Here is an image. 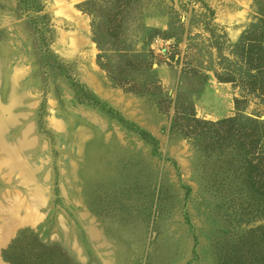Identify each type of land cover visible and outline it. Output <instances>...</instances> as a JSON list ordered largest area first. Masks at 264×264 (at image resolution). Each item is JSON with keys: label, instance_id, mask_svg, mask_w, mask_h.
Segmentation results:
<instances>
[{"label": "rangeland", "instance_id": "374dc122", "mask_svg": "<svg viewBox=\"0 0 264 264\" xmlns=\"http://www.w3.org/2000/svg\"><path fill=\"white\" fill-rule=\"evenodd\" d=\"M84 1L40 0L36 12L0 0V264L23 232L21 246L47 248L49 264H264V195L218 125L259 130L264 156V90L246 87L241 57L259 0L135 2L122 46L140 53L146 28L176 37L146 48L162 96L111 83L100 64L120 73L126 58L99 59ZM113 1L88 7L97 24ZM178 98L214 125L197 140L171 131Z\"/></svg>", "mask_w": 264, "mask_h": 264}, {"label": "trees", "instance_id": "16d2710c", "mask_svg": "<svg viewBox=\"0 0 264 264\" xmlns=\"http://www.w3.org/2000/svg\"><path fill=\"white\" fill-rule=\"evenodd\" d=\"M16 1L22 4L25 10L30 9L38 12L43 8L40 0ZM138 1L139 0H114L112 3V7L106 8L113 10H106L103 11V14H100L101 25L97 24L99 15L88 9V7L93 8L97 0H86L82 3L81 6L83 8V11L93 18L92 26L94 41L98 45L99 50L104 53L99 55V59H101L102 57H107L109 53L113 54L115 52L121 53L123 59L126 58V61L124 62V66L121 68L120 73L115 72L104 64H100V66L108 72L111 83L117 88L124 89L134 94L153 95L155 92H158V95L162 96L161 87H158V83H156L157 81L155 78L154 52L146 48H148L157 38L169 40L176 37L174 34H172V32H170V30L163 32L159 29L146 28L143 38L145 48H143L140 53L138 50H128L124 46H122L124 45V36H126V12H129L134 3ZM256 4L257 6H259L257 12L261 16L260 21L262 22V24L255 30H249L246 36L241 39V42L244 44V46L241 47V57L246 61L245 64L247 66V72L249 74L246 87L249 86V88L251 89L250 92H256L258 91V88L264 90V2L262 0H259L256 1ZM253 27L254 26H252L251 28ZM256 32L258 33V36H256ZM171 59L173 61L175 57L172 56ZM184 73L193 75L198 74L196 68L186 69L184 70ZM133 74L136 75L133 76ZM136 76H139L141 80H139L140 78H137ZM220 79L222 80V82H234L233 78L232 81L228 80L229 78L220 77ZM138 87H140V89H138ZM84 97L88 99V102H92L94 103V105H99V102L91 94L85 92ZM235 102L237 110H239V106L242 102L240 100H236ZM177 103L178 104H176V107H178L179 110L177 115L172 119L171 131H175L177 134H182L187 137L190 136L191 138H194L196 140L197 135L202 134L204 136L199 127L201 126L202 128H205L208 125L213 124L202 122L196 119L193 111L188 114V108L184 107V105L181 104V98H178ZM107 113L113 114L114 112H112L111 110H107ZM179 114L181 116H179ZM178 117H181L183 119L182 123L179 122ZM236 120L237 118L226 119L220 122V124L218 125L222 128L226 126L230 127L227 133L228 139L225 141H229L228 146L231 147V149L236 150L239 154H244L245 160L248 158V161H246L245 163L252 168L251 177L249 179L252 190L256 194L258 193L264 195V156H261L259 153L256 154L258 143L257 137L259 130L255 132V135L246 133L244 129L240 128V125H235ZM234 128L237 130L239 128V131H235ZM257 128H259V126L257 123H255L254 127L251 126L249 130H252L253 132ZM142 134L149 137V135L144 132H142ZM219 135L220 134L218 133L217 135H215L216 137L211 135L212 143L209 145V147H214L213 145L219 143L214 142V140L217 139ZM150 142L153 146H155L154 149L157 150L156 142L151 138ZM253 157L255 158V160L249 159ZM25 234L26 233L24 232L21 233L20 239H18V241H16L8 251L3 252L4 259L11 264H49V262L51 261L53 263V258L51 256H48L51 257V260L48 257L44 258V256H46V251L48 252L47 248L43 247L40 251L38 249L33 250L31 245L21 246V240L25 239Z\"/></svg>", "mask_w": 264, "mask_h": 264}, {"label": "bare ground", "instance_id": "6f19581e", "mask_svg": "<svg viewBox=\"0 0 264 264\" xmlns=\"http://www.w3.org/2000/svg\"><path fill=\"white\" fill-rule=\"evenodd\" d=\"M14 101V100H13ZM2 105V104H1ZM0 105V106H1ZM12 106V105H11ZM13 108V107H12ZM6 109V108H5ZM4 109V110H5ZM6 113H9V110H8V112L6 111ZM1 118V117H0ZM2 124V123H1ZM3 125H4V123H3ZM3 125H1V126H3ZM5 126V125H4ZM4 126H3V128H4ZM3 128L1 127V129L3 130ZM1 129H0V132H1ZM2 133H3V131H2ZM0 142L2 141V135L0 134ZM3 142V141H2ZM27 144V143H26ZM3 146H6L4 143H3ZM12 151V150H11ZM13 151H14V149H13ZM12 154H15L16 155V151L14 152V153H12V152H10L9 153V156H11V157H13V155ZM15 164V163H14ZM28 172V171H27ZM29 173H31V172H28V173H26L27 175L29 174ZM5 206V205H4ZM7 208V207H6ZM19 208V207H18ZM1 209V208H0ZM10 209V208H9ZM2 210V209H1ZM19 210V209H18ZM20 211V210H19ZM19 211H17V212H19ZM10 212V211H9Z\"/></svg>", "mask_w": 264, "mask_h": 264}]
</instances>
